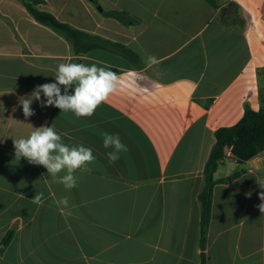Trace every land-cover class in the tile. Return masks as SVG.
Returning <instances> with one entry per match:
<instances>
[{"label":"crops","instance_id":"crops-1","mask_svg":"<svg viewBox=\"0 0 264 264\" xmlns=\"http://www.w3.org/2000/svg\"><path fill=\"white\" fill-rule=\"evenodd\" d=\"M38 1L40 10L139 61L104 48L76 55L20 1L0 0V242L15 230L0 264H201L199 195L215 134L264 102V0ZM232 3L243 26L220 18ZM111 11L141 23L126 27L104 15ZM149 56L158 62L149 66ZM95 61L109 65L118 83L93 116L35 100L60 63ZM23 98L33 100L27 119ZM41 126H53L70 147L93 150L96 160L76 171L70 191L42 165L15 158L13 141ZM105 132L128 149L113 164ZM240 171L214 189L207 264H264V153L245 164L227 155L215 178ZM38 192L41 205L32 202ZM64 196L71 215L55 203Z\"/></svg>","mask_w":264,"mask_h":264},{"label":"clouds","instance_id":"clouds-1","mask_svg":"<svg viewBox=\"0 0 264 264\" xmlns=\"http://www.w3.org/2000/svg\"><path fill=\"white\" fill-rule=\"evenodd\" d=\"M157 62L153 56H149L146 61L149 66ZM54 77L55 82L36 87L33 92L35 100L40 101L42 108L53 106L63 112L71 111L77 118L93 116L95 110L115 90L118 83L117 73L103 61H95L91 65L74 62L60 63ZM41 92L44 100H41ZM32 102L33 100L29 98L20 99L25 119L35 115L31 107ZM102 141L105 149H112L106 154L109 164L118 161L120 154L128 150L118 134L105 132L102 135ZM13 146L16 160L19 161L23 157L30 164L42 165L47 169L53 182L62 184L68 191L77 186L76 171L86 170L87 165L96 160L91 148L82 144L71 147L64 144L61 135L53 126L36 128L27 138L14 140ZM61 173L64 174L60 175ZM259 198L264 201V192L260 193ZM44 199L43 192H38L32 198V202L41 205ZM55 203L58 207L62 206V211L68 209V215L72 214L68 196L61 197ZM258 207L260 212L264 213V203Z\"/></svg>","mask_w":264,"mask_h":264},{"label":"trees","instance_id":"trees-1","mask_svg":"<svg viewBox=\"0 0 264 264\" xmlns=\"http://www.w3.org/2000/svg\"><path fill=\"white\" fill-rule=\"evenodd\" d=\"M18 1L24 5L38 23L52 29L66 39L72 45L76 55H83L91 50L104 48L121 55L132 63L139 61L138 55L126 47L82 32L69 24L59 21L51 13L40 10L38 8L40 1L38 0ZM92 2L98 5L97 0H92ZM238 10L236 4H230V8L226 7L220 13L221 20L233 25L243 26L244 20ZM104 15L118 20L126 27L137 26L141 23L127 12L111 11L104 12ZM215 137L216 143L204 169L206 185L199 195L201 203V264H207L205 247L212 219L214 189L219 184L232 183L242 175V172H235L222 179H216L215 174L227 155H230L239 164H245L264 153V102L259 111H254L246 106L242 119L233 127L219 129ZM14 235L15 230L11 229L3 237L0 242V256L11 244Z\"/></svg>","mask_w":264,"mask_h":264}]
</instances>
